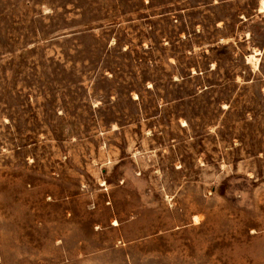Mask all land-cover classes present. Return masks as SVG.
<instances>
[{
  "label": "rangeland",
  "instance_id": "374dc122",
  "mask_svg": "<svg viewBox=\"0 0 264 264\" xmlns=\"http://www.w3.org/2000/svg\"><path fill=\"white\" fill-rule=\"evenodd\" d=\"M0 264H264V0H0Z\"/></svg>",
  "mask_w": 264,
  "mask_h": 264
}]
</instances>
